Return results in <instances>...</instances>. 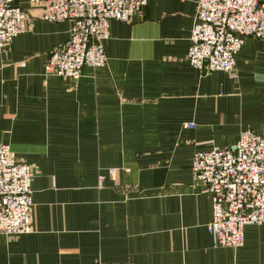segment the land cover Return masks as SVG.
Here are the masks:
<instances>
[{
	"label": "crops",
	"instance_id": "crops-1",
	"mask_svg": "<svg viewBox=\"0 0 264 264\" xmlns=\"http://www.w3.org/2000/svg\"><path fill=\"white\" fill-rule=\"evenodd\" d=\"M16 3L28 19L0 54V144L35 167L34 205L29 234L0 235V264H264V224L217 245L191 170L196 152L264 132V41L246 39L237 81L203 74L187 60L197 0H149L111 23L106 66L47 77L71 25Z\"/></svg>",
	"mask_w": 264,
	"mask_h": 264
},
{
	"label": "built area",
	"instance_id": "built-area-1",
	"mask_svg": "<svg viewBox=\"0 0 264 264\" xmlns=\"http://www.w3.org/2000/svg\"><path fill=\"white\" fill-rule=\"evenodd\" d=\"M47 23L69 22V40L55 48L47 77L78 80L84 68L107 65L104 43L113 21L129 22L149 0H32ZM26 13L16 0H0V54L25 33ZM248 38L264 41V0H197L188 63L203 74L236 78L237 56ZM194 125H187L193 128ZM195 181L212 201L209 233L219 247L240 249L249 226L264 224V132L244 130L230 148L194 154ZM35 167L0 144V235L32 231ZM103 180L104 177L100 176Z\"/></svg>",
	"mask_w": 264,
	"mask_h": 264
},
{
	"label": "rangeland",
	"instance_id": "rangeland-1",
	"mask_svg": "<svg viewBox=\"0 0 264 264\" xmlns=\"http://www.w3.org/2000/svg\"><path fill=\"white\" fill-rule=\"evenodd\" d=\"M23 10V9H22ZM25 13H26V15H27V19H28V14H27V12L25 11V10H23ZM42 11H43V8H42ZM43 13V12H42ZM27 19H26V21H27ZM42 19V18H41ZM25 21V22H26ZM229 77H230V75H229ZM230 79L231 80H234V81H237L238 80V68H237V71H236V78H234V77H230ZM73 80V79H72ZM79 80V79H78ZM190 125V124H189ZM112 172H114V170H112ZM104 177V176H103Z\"/></svg>",
	"mask_w": 264,
	"mask_h": 264
}]
</instances>
